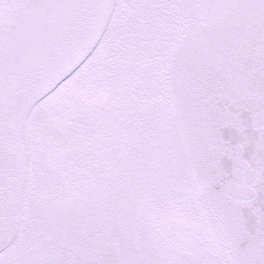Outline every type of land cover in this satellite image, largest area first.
<instances>
[{
	"label": "snow or ice",
	"instance_id": "snow-or-ice-1",
	"mask_svg": "<svg viewBox=\"0 0 264 264\" xmlns=\"http://www.w3.org/2000/svg\"><path fill=\"white\" fill-rule=\"evenodd\" d=\"M0 264H264V0H0Z\"/></svg>",
	"mask_w": 264,
	"mask_h": 264
}]
</instances>
